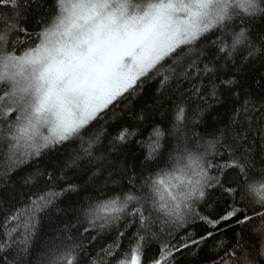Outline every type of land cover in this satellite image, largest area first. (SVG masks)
I'll return each mask as SVG.
<instances>
[{
  "label": "snow or ice",
  "instance_id": "obj_1",
  "mask_svg": "<svg viewBox=\"0 0 264 264\" xmlns=\"http://www.w3.org/2000/svg\"><path fill=\"white\" fill-rule=\"evenodd\" d=\"M0 264H264V0H0Z\"/></svg>",
  "mask_w": 264,
  "mask_h": 264
},
{
  "label": "trees",
  "instance_id": "obj_2",
  "mask_svg": "<svg viewBox=\"0 0 264 264\" xmlns=\"http://www.w3.org/2000/svg\"><path fill=\"white\" fill-rule=\"evenodd\" d=\"M151 92H149L148 95H145V96H142V97H138L137 100H135L133 102L134 104V108L135 109H139V108H142L145 104V102L147 101L148 103H151ZM159 118V117H158ZM140 163H143V161L141 160ZM112 186L110 185L109 188H111ZM105 193H107L109 191L108 188H106L105 190ZM98 194V193H97ZM74 199V198H73ZM225 199H227V197L225 196H221V194L217 191L215 193V200L212 202V205L210 208H201V211L205 212V214H207L208 212H211L213 214L221 211L224 207H226L224 201ZM65 204L67 203V199L65 200L64 202ZM49 220L47 219H42V223H41V228H42V232L43 233H47L49 231ZM203 227H205L204 225L202 224H195V225H190L189 227V231H201L203 229Z\"/></svg>",
  "mask_w": 264,
  "mask_h": 264
}]
</instances>
